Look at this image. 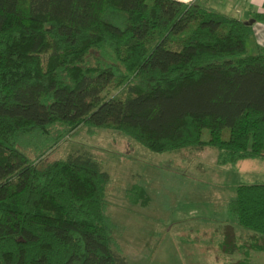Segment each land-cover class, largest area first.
I'll return each instance as SVG.
<instances>
[{
	"label": "trees",
	"instance_id": "trees-1",
	"mask_svg": "<svg viewBox=\"0 0 264 264\" xmlns=\"http://www.w3.org/2000/svg\"><path fill=\"white\" fill-rule=\"evenodd\" d=\"M252 34L177 0H0V264H128L107 214L110 175L87 152L43 159L79 127L160 154L213 148L221 166L264 157ZM227 208L264 243V184L237 187Z\"/></svg>",
	"mask_w": 264,
	"mask_h": 264
},
{
	"label": "rangeland",
	"instance_id": "rangeland-1",
	"mask_svg": "<svg viewBox=\"0 0 264 264\" xmlns=\"http://www.w3.org/2000/svg\"><path fill=\"white\" fill-rule=\"evenodd\" d=\"M248 53H255L250 44ZM208 139L204 130L202 140ZM21 144L20 150L34 158L33 147H27L25 140ZM75 152L91 154L110 175L107 214L130 264H139L137 249L142 250L144 243L154 251L163 237V247L170 238L176 240L182 264H244L242 239L234 237L250 231L233 222L227 203L237 187L264 184V157L221 166L213 148L197 155L160 154L124 131L82 126L62 137L43 159L54 162Z\"/></svg>",
	"mask_w": 264,
	"mask_h": 264
},
{
	"label": "crops",
	"instance_id": "crops-1",
	"mask_svg": "<svg viewBox=\"0 0 264 264\" xmlns=\"http://www.w3.org/2000/svg\"><path fill=\"white\" fill-rule=\"evenodd\" d=\"M185 4L195 3L201 7L213 10L219 14L237 18L244 22H249L253 19L254 15L264 14V0H177ZM252 37L250 38L248 45L256 52L259 48H264V25L260 22H254L252 24ZM199 234H206L201 232ZM222 234V233H221ZM225 234V233H223ZM213 236V234L211 233ZM229 236V234H227ZM227 235L224 237L227 238ZM215 236V235H214ZM242 239L240 247H242L245 252L242 254L244 256V264H258L263 263L264 259V243L260 236L253 234L252 232H247L243 234H236L234 238ZM164 238V237H163ZM161 239L162 242L164 239ZM207 238V237H206ZM160 239V237H159ZM169 245L164 247L160 242L155 246V250L148 248V245L144 243L142 250L137 249L139 253V259L136 262L139 264H182L179 258L180 246L173 238L169 239ZM146 244V245H145ZM161 245V246H160ZM214 245H223L220 242H214ZM140 248V247H138ZM147 248V249H146ZM241 254V253H240ZM128 264L130 262L127 260ZM133 263V262H132ZM261 263V264H262ZM135 264V263H134ZM226 264V262L224 263Z\"/></svg>",
	"mask_w": 264,
	"mask_h": 264
},
{
	"label": "water",
	"instance_id": "water-1",
	"mask_svg": "<svg viewBox=\"0 0 264 264\" xmlns=\"http://www.w3.org/2000/svg\"><path fill=\"white\" fill-rule=\"evenodd\" d=\"M255 22V20H251L249 22H246L247 25H252Z\"/></svg>",
	"mask_w": 264,
	"mask_h": 264
}]
</instances>
